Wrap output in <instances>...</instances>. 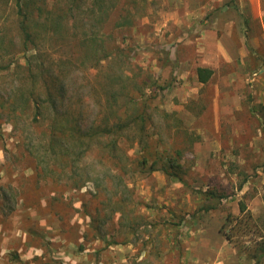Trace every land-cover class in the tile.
Returning a JSON list of instances; mask_svg holds the SVG:
<instances>
[{"label": "rangeland", "instance_id": "rangeland-1", "mask_svg": "<svg viewBox=\"0 0 264 264\" xmlns=\"http://www.w3.org/2000/svg\"><path fill=\"white\" fill-rule=\"evenodd\" d=\"M143 6L145 15L118 42L127 68L148 86L156 82L149 93L167 114L162 135L184 150V183L161 172L133 174L137 206L128 219L142 226L134 231L114 215L97 232L88 216L97 204L91 186L48 205L59 191L35 182L19 133L1 117L0 264H250L247 238L234 246L219 228L240 203L259 228L264 222V0ZM0 16V25L13 27L12 16ZM197 68L212 71L206 83ZM209 191L228 198L217 203L203 195Z\"/></svg>", "mask_w": 264, "mask_h": 264}, {"label": "trees", "instance_id": "trees-1", "mask_svg": "<svg viewBox=\"0 0 264 264\" xmlns=\"http://www.w3.org/2000/svg\"><path fill=\"white\" fill-rule=\"evenodd\" d=\"M145 1L0 0V14L12 16L13 26L0 25V118L19 133L35 182L59 191L48 205L66 190L91 186L97 204L88 216L97 232L114 215L134 231L142 226L137 217L128 219L137 206L133 174L161 172L184 183V150L162 135L167 114L149 93L156 82L148 86L127 68L129 54L118 42L145 15ZM211 75L196 70L199 83ZM203 195L217 203L228 198ZM258 221L240 203L238 215L228 214L219 228L234 246L247 238L250 264H264V222L259 228Z\"/></svg>", "mask_w": 264, "mask_h": 264}, {"label": "crops", "instance_id": "crops-1", "mask_svg": "<svg viewBox=\"0 0 264 264\" xmlns=\"http://www.w3.org/2000/svg\"><path fill=\"white\" fill-rule=\"evenodd\" d=\"M221 49V48H220Z\"/></svg>", "mask_w": 264, "mask_h": 264}]
</instances>
